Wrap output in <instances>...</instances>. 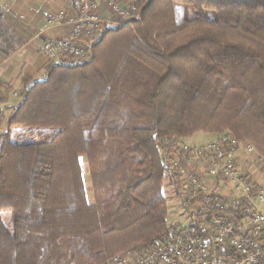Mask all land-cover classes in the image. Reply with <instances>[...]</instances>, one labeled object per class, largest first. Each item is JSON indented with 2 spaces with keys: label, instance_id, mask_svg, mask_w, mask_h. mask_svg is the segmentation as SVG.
<instances>
[{
  "label": "trees",
  "instance_id": "obj_1",
  "mask_svg": "<svg viewBox=\"0 0 264 264\" xmlns=\"http://www.w3.org/2000/svg\"><path fill=\"white\" fill-rule=\"evenodd\" d=\"M91 55L24 77L8 117L0 81V264H113L166 237L168 141L228 132L264 156V0H144ZM14 129L58 132L19 145Z\"/></svg>",
  "mask_w": 264,
  "mask_h": 264
},
{
  "label": "built area",
  "instance_id": "obj_2",
  "mask_svg": "<svg viewBox=\"0 0 264 264\" xmlns=\"http://www.w3.org/2000/svg\"><path fill=\"white\" fill-rule=\"evenodd\" d=\"M143 2L77 0L73 15L54 17L69 28L47 46L48 66L90 62L103 32L129 26ZM165 145L162 161L187 224L113 264H264V156L228 132L201 145Z\"/></svg>",
  "mask_w": 264,
  "mask_h": 264
},
{
  "label": "crops",
  "instance_id": "obj_3",
  "mask_svg": "<svg viewBox=\"0 0 264 264\" xmlns=\"http://www.w3.org/2000/svg\"><path fill=\"white\" fill-rule=\"evenodd\" d=\"M76 9L77 0H0V33L6 37L0 35V48L15 49L10 55L0 51V81L7 86V103L1 109L7 117L23 100V78L45 79L47 46L68 31L67 25L55 26L54 17L71 16Z\"/></svg>",
  "mask_w": 264,
  "mask_h": 264
},
{
  "label": "rangeland",
  "instance_id": "obj_4",
  "mask_svg": "<svg viewBox=\"0 0 264 264\" xmlns=\"http://www.w3.org/2000/svg\"><path fill=\"white\" fill-rule=\"evenodd\" d=\"M130 28H132L130 26ZM6 131L5 126L0 129V133ZM58 130L55 129H14L11 133L12 142L19 145L25 144H34L39 143L44 140L52 138L57 134ZM216 138V135L211 134H197L191 137L182 138L181 141L189 145H201L213 141ZM81 164L84 166V184L87 194V198L90 204L95 203L94 189L92 185L91 176L88 172V161L86 157L80 159ZM163 193L168 205V219L167 223L169 227H178L184 226L187 224L186 220V211L183 208L181 198L175 193L174 188L172 187L169 176L165 174L164 184H163ZM5 220L8 222L11 213L3 212L2 213Z\"/></svg>",
  "mask_w": 264,
  "mask_h": 264
},
{
  "label": "water",
  "instance_id": "obj_5",
  "mask_svg": "<svg viewBox=\"0 0 264 264\" xmlns=\"http://www.w3.org/2000/svg\"><path fill=\"white\" fill-rule=\"evenodd\" d=\"M232 1H256V0H232Z\"/></svg>",
  "mask_w": 264,
  "mask_h": 264
}]
</instances>
